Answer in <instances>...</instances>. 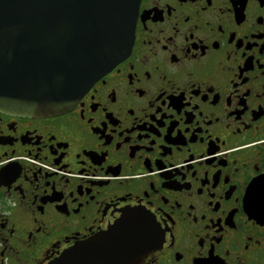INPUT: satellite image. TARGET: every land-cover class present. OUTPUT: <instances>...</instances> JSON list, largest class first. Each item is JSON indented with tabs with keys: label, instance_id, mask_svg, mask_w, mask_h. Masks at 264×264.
I'll use <instances>...</instances> for the list:
<instances>
[{
	"label": "flooded vegetation",
	"instance_id": "flooded-vegetation-1",
	"mask_svg": "<svg viewBox=\"0 0 264 264\" xmlns=\"http://www.w3.org/2000/svg\"><path fill=\"white\" fill-rule=\"evenodd\" d=\"M261 178L264 0H139L130 53L71 109L0 112V264L129 209L160 232L144 264H264Z\"/></svg>",
	"mask_w": 264,
	"mask_h": 264
},
{
	"label": "water",
	"instance_id": "water-1",
	"mask_svg": "<svg viewBox=\"0 0 264 264\" xmlns=\"http://www.w3.org/2000/svg\"><path fill=\"white\" fill-rule=\"evenodd\" d=\"M139 0H0V112L62 114L131 50ZM161 236L129 209L51 264H144Z\"/></svg>",
	"mask_w": 264,
	"mask_h": 264
},
{
	"label": "snow or ice",
	"instance_id": "snow-or-ice-1",
	"mask_svg": "<svg viewBox=\"0 0 264 264\" xmlns=\"http://www.w3.org/2000/svg\"><path fill=\"white\" fill-rule=\"evenodd\" d=\"M262 182H264V178H261V183ZM256 193H255V191L254 190H252V195H255Z\"/></svg>",
	"mask_w": 264,
	"mask_h": 264
}]
</instances>
